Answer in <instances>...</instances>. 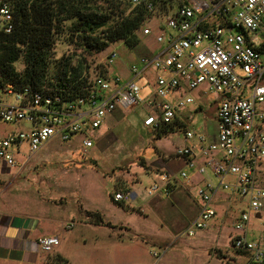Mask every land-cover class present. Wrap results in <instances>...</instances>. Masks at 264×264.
<instances>
[{
	"label": "built area",
	"instance_id": "1",
	"mask_svg": "<svg viewBox=\"0 0 264 264\" xmlns=\"http://www.w3.org/2000/svg\"><path fill=\"white\" fill-rule=\"evenodd\" d=\"M168 1L132 0L134 6L150 13L168 11L164 18L172 31L166 34L160 28L156 35L160 47L131 66V78L96 76L83 94L73 98L31 86L22 91L11 84L0 88V120L29 125L0 139V159L17 168L22 158L30 159L50 141L66 143L76 135L84 148H92L107 117L141 104L151 109L144 125L160 131L195 103L192 91L205 87V94L214 92L221 97L216 137L186 130L185 145L173 152L186 168L178 176L161 173L148 195H169L178 178L191 184L193 177L201 176L195 185L200 210L186 235L193 237L210 227L218 215L216 203H245L234 223L238 233L232 236V245L249 254L247 264H264V238L255 240L249 235L252 218L261 220L264 215V0H181L175 11H169ZM12 19L10 5L0 0V25L8 33L13 30ZM142 31L152 33L146 27ZM117 57L112 53L109 62L113 64ZM150 67L157 71L154 91L160 100L140 98L136 79ZM132 196L130 191H118L114 200L126 203ZM38 244L51 252L60 239L43 236Z\"/></svg>",
	"mask_w": 264,
	"mask_h": 264
},
{
	"label": "crops",
	"instance_id": "2",
	"mask_svg": "<svg viewBox=\"0 0 264 264\" xmlns=\"http://www.w3.org/2000/svg\"><path fill=\"white\" fill-rule=\"evenodd\" d=\"M174 1H168L169 11H175L181 4V0ZM155 51L151 49L152 54ZM128 70L130 71V69ZM115 73L119 75L117 72ZM143 73L150 77L149 85L152 95L149 97L160 100L155 96L154 91L157 71L150 67L145 69ZM121 77L127 79L131 78L132 75ZM204 88L197 90L201 93L204 92ZM183 91H185V87L184 90L176 92L173 99L180 96ZM216 95L215 100L219 102L221 97L217 93ZM200 98L201 95L198 94L195 97V103ZM187 109L178 113L169 128L164 127L160 131L147 127L143 123L151 109L147 111L140 122V128L155 138L153 146L155 153H153V157L144 158L147 168L138 162L135 164L139 168H143L145 172L155 173V181L159 179L161 173L167 172L178 176L179 171L186 168L184 160L175 157L173 152L185 145V131L193 130L186 125L189 113L201 110L202 105L194 107L193 110L187 111ZM122 113L125 114L124 109H119L107 117L101 128L109 121L114 122L119 119L118 116ZM101 128L96 133V138L103 136ZM178 128L181 133L178 132ZM158 135L161 136L158 138ZM216 135L217 130L209 138L213 139ZM38 153L30 159L22 158V164L17 168L8 167L0 159V264H54L53 259L56 255L67 259L61 244L65 239L62 232L74 228V223L67 220L69 211L65 210L60 213L61 208L48 212L46 208L40 207L37 200L34 207L30 203L26 204L22 198L20 199V190L15 185L26 166H33L32 162ZM199 180H202V177L195 176L193 182L188 184L178 178L169 195L155 194L152 196L148 195L146 189L142 190L136 187L138 180L130 187L129 191L133 195L130 201L120 205L119 202L112 199L115 191L110 194L113 207H110L108 202L106 204L104 198L97 200L95 206H86L83 199L80 198L78 206L82 213L81 224L88 228L109 229L102 234V239L93 237V241L96 242L92 245L88 244L87 238L83 235L80 238L78 243L81 244L82 241L81 245H89L90 250L87 251L89 264H95V259L100 253L108 264H247L249 254L238 251L244 255V261L240 260L243 256H234L232 245L234 233L229 231L228 235H224L223 228L215 220L219 217V212L223 214L224 223H227V220L231 218L235 212V207L228 201H220L226 202L222 205L216 203L218 215L213 219L215 221L211 222L210 227L198 231L193 237L186 235L185 230L200 210V202L195 193V185ZM17 184H21V182ZM24 193L30 192L25 190ZM65 201L62 200L61 202H64L62 204H67ZM47 202L51 205H60L58 201L50 199L45 200L44 204ZM138 202L139 204L136 205L135 203ZM219 207L222 208V211ZM110 208H113L120 215L119 220L112 221L107 217L106 211H110ZM85 211L100 212L104 219L111 222L114 227L90 223L85 216ZM152 214H154L153 217H151ZM215 229L217 231H213ZM48 235H54L60 239V244L55 246L51 252L43 251L38 244L40 237ZM262 238L264 236L259 239ZM96 247L100 249H96ZM154 253H160V256L155 257Z\"/></svg>",
	"mask_w": 264,
	"mask_h": 264
},
{
	"label": "rangeland",
	"instance_id": "3",
	"mask_svg": "<svg viewBox=\"0 0 264 264\" xmlns=\"http://www.w3.org/2000/svg\"><path fill=\"white\" fill-rule=\"evenodd\" d=\"M176 2V0L174 1ZM168 10V9H167ZM166 10H159L150 14L145 26L150 28L152 33L144 35L142 29L137 33L139 44L134 47L127 46L123 41H116L102 52H97L94 55L88 56L90 68V80L99 76V71L109 69V76H131L128 70L134 63H138V59L146 54H152L151 49L157 50L160 45L156 42V35L161 31L170 34L172 29L167 27L166 18H164ZM160 28L162 29L160 31ZM69 47L59 44L57 47V57H60L65 52H68ZM117 53L118 57L114 63L109 62L110 55ZM21 69V62L17 64ZM97 71V72H95ZM244 76L243 71L238 72ZM107 74V73H105ZM150 77L141 73L136 79L137 84L141 88L140 98L145 100L152 95L151 86L149 85ZM152 84V82H151ZM154 84V83H153ZM0 93L3 91L0 89ZM194 97L201 95L200 100L190 105L187 109H192L198 105H202V109L197 112L189 113L186 121L188 128L193 129L198 133H202L210 137L216 133V110L218 106L216 93L204 92L199 93L198 90L192 91ZM125 114H120L114 122L107 123L101 131L103 136L95 138L96 144L93 148H84L80 140V136L76 135L70 142H62L58 139L47 143L43 149L34 158L32 165L26 166L25 171L21 173L20 178L16 182V187L20 190V199L26 203L35 205L36 200L40 207L46 208L49 211L63 213L68 210L67 220L74 223V228L68 231H63L62 250L69 264H89L88 247L95 243L93 237L102 239V234L109 231L108 228H92L81 224L82 213L79 210L78 200L83 199L86 206H95L97 200L104 198V202L113 207L110 194L118 192L117 190L129 191L132 184L136 183V187L142 190H148L155 181V173L145 172L143 168H139L135 163H141L146 160L144 158L153 157L155 153L154 144L155 138L148 135L140 128V122L145 117L149 109L145 104L139 105L136 109H125ZM27 124H10L0 120V139L7 133L18 128H28ZM179 129V128H178ZM181 133V130H178ZM31 170V171H29ZM14 173V172H13ZM138 173V175H137ZM21 182V184H17ZM154 182V183H153ZM115 186V190H114ZM28 190L30 193H24ZM78 198V199H77ZM58 201L60 205H51L45 200ZM96 199V200H95ZM65 201L67 204H62ZM103 203V202H102ZM226 202H219L220 205ZM229 203V202H228ZM136 205L139 204L135 203ZM66 207V208H65ZM235 212L227 223L223 222V214L219 212L216 222L223 228V234L228 235L229 231L236 235L234 224L238 219L240 212L246 207L245 203L234 205ZM222 211V208L219 207ZM219 210V211H220ZM106 215L110 220H119L120 215L110 208L106 211ZM154 214L151 215L153 217ZM214 220V221H215ZM213 221V222H214ZM249 235L251 239H259L264 236V215L261 220L252 218L249 226ZM217 231V229L213 230ZM87 238L89 245H81L80 238ZM96 249H100L97 248ZM234 256H243L234 248ZM95 264H108L104 260L102 253L95 259ZM110 263V262H109Z\"/></svg>",
	"mask_w": 264,
	"mask_h": 264
},
{
	"label": "trees",
	"instance_id": "4",
	"mask_svg": "<svg viewBox=\"0 0 264 264\" xmlns=\"http://www.w3.org/2000/svg\"><path fill=\"white\" fill-rule=\"evenodd\" d=\"M4 1L12 9L13 30L8 33L0 25V88L11 84L22 91L31 86L70 98L83 94L90 81L88 56L116 41L136 46L137 33L152 14L132 0ZM59 44L69 50L57 57ZM108 70H100L99 76L109 77ZM140 164L147 168L144 161ZM85 216L92 224L114 227L98 211H85ZM53 262L69 264L60 255Z\"/></svg>",
	"mask_w": 264,
	"mask_h": 264
}]
</instances>
